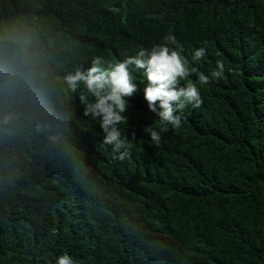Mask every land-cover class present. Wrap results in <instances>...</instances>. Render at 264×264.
I'll return each mask as SVG.
<instances>
[{
    "label": "trees",
    "instance_id": "16d2710c",
    "mask_svg": "<svg viewBox=\"0 0 264 264\" xmlns=\"http://www.w3.org/2000/svg\"><path fill=\"white\" fill-rule=\"evenodd\" d=\"M0 25L9 30L0 63L13 50L32 61L12 75L19 95L31 84L78 121L57 137L71 167L54 160L48 126L0 121V264H54L64 252L76 264H264V0H0ZM166 34L188 58L207 49L193 82L217 60L223 75L198 84L203 103L155 145L142 125L158 121L135 73L121 124L137 133L130 154L119 162L111 145L91 148L102 130L63 76ZM161 225L164 242L144 233Z\"/></svg>",
    "mask_w": 264,
    "mask_h": 264
},
{
    "label": "clouds",
    "instance_id": "9594fccd",
    "mask_svg": "<svg viewBox=\"0 0 264 264\" xmlns=\"http://www.w3.org/2000/svg\"><path fill=\"white\" fill-rule=\"evenodd\" d=\"M9 30L0 25V51L8 45L3 42ZM56 34L51 37L55 40ZM65 39L71 40V31L65 34ZM65 41V40H64ZM62 41L61 48L64 47ZM207 54L205 47L195 48L190 58L184 55V46L180 44L174 34H166L162 42L153 44L150 48L141 46L134 54L124 55L117 59H108L103 55H94L87 67L77 66L72 71H67L63 81L74 100H80L84 105V114L96 120L102 130V139L99 131L98 138L92 140L91 148L96 147L101 140L106 145H111L114 152L119 154L120 161L128 157L131 143L135 141L137 133L131 131L123 135L121 124L128 121L127 110L131 105L130 98L139 91L135 73L143 76V99L147 111L152 114V119L158 121V127L150 124L142 125L148 139L155 145L162 142L161 133L169 126L176 130L182 126L184 119L183 110L188 105L200 107L203 103L199 85H205L212 79L220 78L224 73V63L216 61V67L210 73L199 72L196 82L191 76L197 72L193 62L199 63ZM24 59L22 51L13 50L10 61L0 63V121L4 128L13 130L25 126L27 120L35 121L34 124H44L51 128L47 147L55 148L54 160H59L62 167L65 165L58 153L61 146L57 138L59 133L70 131L78 122L73 117L72 110L67 116L61 109L47 100L48 92L40 91L31 84L22 87L19 95L18 85L13 81L12 75L19 69ZM4 71H1L2 69ZM10 78V79H9ZM10 84H4L5 80ZM185 81L181 83V81ZM79 91V92H78ZM83 117V116H82ZM8 122V123H7ZM33 124V125H34ZM131 137V138H130ZM167 226L157 228L143 227L144 233H149L157 242H164L163 230ZM54 264H76L68 252L55 257Z\"/></svg>",
    "mask_w": 264,
    "mask_h": 264
}]
</instances>
